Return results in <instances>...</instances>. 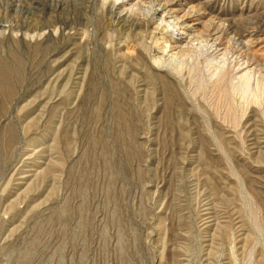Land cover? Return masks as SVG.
<instances>
[{"label": "rangeland", "instance_id": "1", "mask_svg": "<svg viewBox=\"0 0 264 264\" xmlns=\"http://www.w3.org/2000/svg\"><path fill=\"white\" fill-rule=\"evenodd\" d=\"M0 264H264V0H0Z\"/></svg>", "mask_w": 264, "mask_h": 264}, {"label": "bare ground", "instance_id": "2", "mask_svg": "<svg viewBox=\"0 0 264 264\" xmlns=\"http://www.w3.org/2000/svg\"><path fill=\"white\" fill-rule=\"evenodd\" d=\"M160 8H161V11H162V9H163V6H160ZM157 13L158 12H154V16L152 17V18H155L156 16H157ZM161 22H163V20H161ZM175 28V27H174ZM176 31L178 32V29H177V27H176ZM180 33V32H179ZM177 41V40H176ZM174 44H178V42H174Z\"/></svg>", "mask_w": 264, "mask_h": 264}]
</instances>
